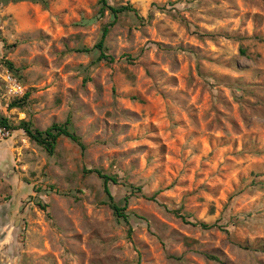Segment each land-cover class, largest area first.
Instances as JSON below:
<instances>
[{
  "label": "rangeland",
  "instance_id": "374dc122",
  "mask_svg": "<svg viewBox=\"0 0 264 264\" xmlns=\"http://www.w3.org/2000/svg\"><path fill=\"white\" fill-rule=\"evenodd\" d=\"M107 4L0 0V116L83 146L0 140V264H264V0Z\"/></svg>",
  "mask_w": 264,
  "mask_h": 264
},
{
  "label": "trees",
  "instance_id": "16d2710c",
  "mask_svg": "<svg viewBox=\"0 0 264 264\" xmlns=\"http://www.w3.org/2000/svg\"><path fill=\"white\" fill-rule=\"evenodd\" d=\"M13 1H16V2L19 1L20 2V1H25V0H13ZM98 3L101 5L102 10L108 9L110 11V13L113 15V17H116L118 14H121V13H126L128 11H134L130 6H121L118 8L111 7L107 4V0H98ZM111 24H113V23H111ZM108 27L109 26L103 27V29L101 31L100 38H99L98 42L94 45V49L99 52L98 57L96 58V61L97 60H106L109 62L112 61V58L105 54V46H104L105 37L107 36V34L109 32ZM19 105H20V101H12L10 103L9 107H18ZM0 126L6 128V129H9V130H19V129L22 130L24 132V134L30 140H32V141L36 142L37 144L43 146L49 153H52L56 139L60 136L68 138L69 140L76 143L81 149H83V146L79 141V138L69 130V126H70V119L69 118H67L64 123L53 124L44 131L34 129L31 125V123L27 122V121H20L19 125L17 127H12L8 123L7 119L3 116H0ZM85 172L88 174H95L97 177L102 179L104 192L108 198V205L112 211L113 216L115 218L122 219V221H124L126 224H128L129 214H127L125 212L126 203L122 207L118 206L116 203H114L112 201V197H111L110 192H109L108 187H107L109 182L116 183L115 177L101 173V171H99V170L88 169V170H85ZM42 208H43V206H42ZM200 226L202 228H205V229L209 228L208 225L203 224V223H201ZM130 232H131V230L129 228L127 231L128 236L130 235Z\"/></svg>",
  "mask_w": 264,
  "mask_h": 264
},
{
  "label": "built area",
  "instance_id": "2783aa9c",
  "mask_svg": "<svg viewBox=\"0 0 264 264\" xmlns=\"http://www.w3.org/2000/svg\"><path fill=\"white\" fill-rule=\"evenodd\" d=\"M14 91V90H13ZM16 92V91H14ZM10 130L0 126V140L9 136Z\"/></svg>",
  "mask_w": 264,
  "mask_h": 264
}]
</instances>
